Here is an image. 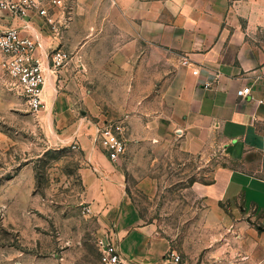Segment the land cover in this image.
<instances>
[{
	"label": "crops",
	"instance_id": "1",
	"mask_svg": "<svg viewBox=\"0 0 264 264\" xmlns=\"http://www.w3.org/2000/svg\"><path fill=\"white\" fill-rule=\"evenodd\" d=\"M65 4L49 6L67 20L62 38L45 27L42 41L47 48L79 51L59 80L46 83L40 113L52 117L60 141L78 146L84 200L105 233L110 230L121 258L167 264L171 246L154 236L129 198L123 163L111 160L95 140L96 122L112 118L123 122L127 142L177 140L182 156L210 167L195 185L204 201L224 219L227 212L251 216L264 231V0ZM41 24L34 9L24 17L0 10V34L8 28L29 34ZM184 57L191 64H183ZM2 58L0 51L5 84ZM196 68L200 73H193ZM80 73L82 84L75 81ZM240 89L247 94L240 96Z\"/></svg>",
	"mask_w": 264,
	"mask_h": 264
},
{
	"label": "rangeland",
	"instance_id": "2",
	"mask_svg": "<svg viewBox=\"0 0 264 264\" xmlns=\"http://www.w3.org/2000/svg\"><path fill=\"white\" fill-rule=\"evenodd\" d=\"M71 51L75 60L79 48ZM52 129L48 112H32L0 73V264H104L110 230L87 212L79 151ZM120 162L145 225L186 264H264L257 221L238 211L224 219L204 201L195 185L210 167L182 156L177 140L132 139Z\"/></svg>",
	"mask_w": 264,
	"mask_h": 264
},
{
	"label": "built area",
	"instance_id": "3",
	"mask_svg": "<svg viewBox=\"0 0 264 264\" xmlns=\"http://www.w3.org/2000/svg\"><path fill=\"white\" fill-rule=\"evenodd\" d=\"M66 1L49 0L46 3L44 0H0L1 11L24 17L34 9L42 17L43 28L39 30L31 28L29 34H24L17 28H8L0 34V51L3 57L1 67L6 75L5 85L10 91L21 96L34 113L45 110L43 92L46 83L53 76L59 80L60 74L73 61L72 52L61 45L45 47L41 36V32L47 27L53 38H62L67 20H59L49 6L66 8ZM182 63L188 65L191 60L184 57ZM193 73L198 74L200 70L196 68ZM204 85L210 86L211 81H206ZM238 94L244 96L247 93L246 90L240 89ZM125 131V126L117 120L109 119L96 125L95 140L113 161L121 159L127 151ZM72 147L78 148L76 144H72ZM87 212H92L90 207H87ZM106 241L102 262L127 264L121 258L115 242L110 237ZM167 255L171 264H186L174 250H170Z\"/></svg>",
	"mask_w": 264,
	"mask_h": 264
},
{
	"label": "water",
	"instance_id": "4",
	"mask_svg": "<svg viewBox=\"0 0 264 264\" xmlns=\"http://www.w3.org/2000/svg\"><path fill=\"white\" fill-rule=\"evenodd\" d=\"M259 229L261 230V229H263V227L260 226Z\"/></svg>",
	"mask_w": 264,
	"mask_h": 264
}]
</instances>
